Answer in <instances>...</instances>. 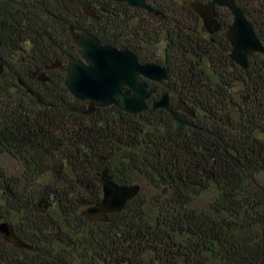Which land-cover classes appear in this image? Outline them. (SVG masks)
Wrapping results in <instances>:
<instances>
[{
    "label": "trees",
    "instance_id": "1",
    "mask_svg": "<svg viewBox=\"0 0 264 264\" xmlns=\"http://www.w3.org/2000/svg\"><path fill=\"white\" fill-rule=\"evenodd\" d=\"M16 1L27 8L9 10L0 28V57L10 65L0 73V153L23 170L8 175L0 163V222L33 248L0 234V264H264V53L247 68L230 57L231 12L217 7L222 29L213 35L194 0H147L159 14H138L134 30L108 0H95L108 4L106 18L81 16L103 44L168 70V87L200 127L175 131L164 109L86 114L65 72L46 71L61 56L56 46L75 54L70 27L79 19L62 0ZM236 2L264 45V0ZM44 72L48 80H39ZM139 180L154 198L141 186L108 221L82 215L105 182Z\"/></svg>",
    "mask_w": 264,
    "mask_h": 264
},
{
    "label": "water",
    "instance_id": "2",
    "mask_svg": "<svg viewBox=\"0 0 264 264\" xmlns=\"http://www.w3.org/2000/svg\"><path fill=\"white\" fill-rule=\"evenodd\" d=\"M62 1L65 5L75 6L77 10L83 6L87 15L97 18L95 10L84 5L80 0ZM116 1H125L131 6L153 10L146 0ZM189 6L201 17L205 29L212 35L222 29L217 7H226L231 12L233 20L226 30V37L232 47L230 57L242 68L248 67L249 57L252 54L264 53L263 43L236 0H209L208 2L194 0L189 1ZM26 8L25 4L16 0H0V28L9 10L18 12ZM69 11L72 13L71 9ZM70 35L79 47L78 57L68 54L58 46L56 48L67 60V65L61 67L66 72L65 85L73 96L88 102L84 111L86 114H93L97 107L111 105L129 113H140L149 108L148 102L155 91L149 88L147 80L160 83L166 81L169 72L164 66L152 62L142 63L134 51L102 44L93 34L88 31L78 32L73 26L70 27ZM61 64V61H55L47 66V69L57 68ZM7 66V63L0 57V73ZM46 79L45 73L39 76V80L45 81ZM27 91L32 92L29 88ZM32 94L36 96L35 93L32 92ZM152 107L153 109H164L170 114L175 131L182 130L185 125L200 129L193 120L187 117L188 115L193 116L194 110L182 101L171 104L167 92L154 100ZM140 191L139 183L118 184L107 181L103 185L101 200L87 206L81 213L89 221H108L109 214L122 211L126 203L137 196ZM0 234L17 248H33L18 237L14 227L8 221L0 222Z\"/></svg>",
    "mask_w": 264,
    "mask_h": 264
},
{
    "label": "flooded vegetation",
    "instance_id": "3",
    "mask_svg": "<svg viewBox=\"0 0 264 264\" xmlns=\"http://www.w3.org/2000/svg\"><path fill=\"white\" fill-rule=\"evenodd\" d=\"M84 5H88V6H90L92 9H94L95 10V12H96V15H97V18H94V17H91V16H89V15H87L86 13H85V11H84V7L83 6H80V8H79V10H77V8L75 7V6H73V5H65L64 3H63V5L65 6V8H66V10L73 16V17H75V18H78L79 20H78V22H77V26L76 27H74V29L76 30V31H88L87 29H85V28H83V24L81 23V21H80V19L82 18L81 16H88V17H91V18H93L94 20H97V21H100L101 19H103V17L104 18H106V16H105V13H107V12H109V9L107 8V6H108V4H105L103 1H100V2H98V1H95V0H80ZM108 1H110V3H112L113 5H117V6H120V7H122V12H119V17H120V19L121 20H125L126 22H127V24H130L131 26H129L130 27V29L131 30H134L135 29V27L137 26V24H139V23H141V21H142V17L141 16H139L138 14H140V13H144V12H154L156 15H158L159 13L157 12V11H155V9L149 4V2L146 0V2H147V4L148 5H150V7H152V9L153 10H148V9H146V8H142V7H135V6H131V5H129L127 2H125V1H116V0H108ZM69 9H71L72 10V13L69 11ZM200 17V16H199ZM144 19V18H143ZM200 19H201V17H200ZM218 19H219V17H218ZM124 21V22H125ZM201 21H202V23H203V20L201 19ZM220 21V20H219ZM203 26H204V24H203ZM128 27V28H129ZM205 28V27H204ZM206 30V29H205ZM127 31H128V29H127ZM130 31V30H129ZM89 33H91V34H93L94 36H96L94 33H92V32H90V31H88ZM206 32L208 33V34H210L207 30H206ZM132 34H134V32H129V35H132ZM121 35V37L120 38H122L123 37V32H122V34H120ZM210 35H212V34H210ZM97 37V36H96ZM72 38V37H71ZM98 38V37H97ZM99 39V38H98ZM100 40V39H99ZM72 42H73V40H72ZM100 42H101V40H100ZM102 43V42H101ZM73 44H74V49H75V54H70V53H68V54H70V55H72V56H75V57H78L79 56V54H78V49H79V47L73 42ZM103 44V43H102ZM105 45H107V44H105ZM161 46L162 47V45H163V43H162V41L161 42H156V46ZM118 49H123V48H118ZM130 49V48H129ZM65 51V50H64ZM60 53H61V51H60ZM150 54V53H149ZM151 55V54H150ZM139 57V56H138ZM5 61V60H4ZM56 61H61V65L59 66V67H57V68H50V69H47L46 68V71L48 72L49 70H51V69H59V70H61L62 72H65L61 67H65L66 65H67V60L62 56V53H61V56H60V58L59 59H56ZM6 62V61H5ZM7 63V67H5V69H4V71L6 70V69H8L9 68V64H8V62H6ZM152 63H155V62H153L152 61ZM3 71V72H4ZM2 72V73H3ZM45 74H46V72H44ZM65 74H66V72H65ZM46 80H48V77H47V75H46ZM168 79H169V77H168ZM168 79L166 80V81H164V82H162V83H160V82H156V81H152V80H147V82H148V85H149V88H151V89H153L155 92H154V94H153V96H152V98L149 100V102H148V104H149V108L148 109H150V110H154L153 109V107H152V103H153V101L154 100H156V99H159L160 98V96L163 94H161L160 96H156V94L158 93V90L157 89H159L160 91H162V90H164V89H166L167 91V93H168V95H169V99H170V103L171 104H177L178 102H180V101H182V102H184L185 103V105H187L188 107H190V108H192L188 103H187V101L186 100H184L183 98H181V97H179V96H177V95H175L174 93H172L171 92V90H170V88L168 87V84L166 83L167 81H168ZM45 80V81H46ZM151 85H155L156 87H154V88H152L151 87ZM165 93V92H164ZM156 109H161V108H156ZM193 109V108H192ZM194 110V115L193 116H190V115H188L187 117H188V119H190V120H193L195 123H196V116H197V113H196V111H195V109H193ZM181 111V110H180ZM185 127H192V126H189V125H185L183 128H185ZM182 128V129H183ZM194 128V127H193Z\"/></svg>",
    "mask_w": 264,
    "mask_h": 264
},
{
    "label": "rangeland",
    "instance_id": "4",
    "mask_svg": "<svg viewBox=\"0 0 264 264\" xmlns=\"http://www.w3.org/2000/svg\"><path fill=\"white\" fill-rule=\"evenodd\" d=\"M167 90L164 89L162 90V93L166 92ZM0 163L1 165L4 167L6 173L8 175L11 174H21L22 170H23V163L21 160H19L18 158L13 157L12 155L4 152V153H0ZM261 180L262 182H264V177L261 176ZM137 183H139L142 187H145V193L147 195L148 198H154L155 197V192L150 189L149 187H146V184L142 181L139 180ZM157 196V195H156ZM213 199V195L211 193L202 195L201 198L198 200V203L200 205H205L207 204L209 201H211Z\"/></svg>",
    "mask_w": 264,
    "mask_h": 264
}]
</instances>
